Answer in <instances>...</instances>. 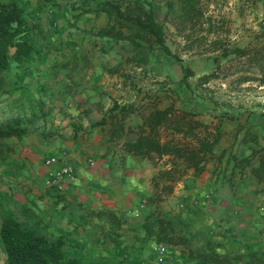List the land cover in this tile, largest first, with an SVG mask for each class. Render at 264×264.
<instances>
[{
	"label": "crops",
	"instance_id": "0c3cea01",
	"mask_svg": "<svg viewBox=\"0 0 264 264\" xmlns=\"http://www.w3.org/2000/svg\"><path fill=\"white\" fill-rule=\"evenodd\" d=\"M17 1L36 49L9 64L22 72L12 74L9 100L17 110L24 99L28 118L19 119L21 135L0 139L3 207L47 238L61 235L66 254L82 264H151L158 243L169 247L171 264H213L198 252L216 255L219 264H254L253 255L264 256V181L228 158L230 151L247 155L253 143L212 111L195 110L219 130L199 169L171 153L134 150L143 116L174 102L154 103L148 91L123 81L122 39L114 33L126 27L110 26L95 0ZM47 155L74 169L76 178L65 180L62 191L44 184ZM158 219L187 242L158 241Z\"/></svg>",
	"mask_w": 264,
	"mask_h": 264
},
{
	"label": "trees",
	"instance_id": "16d2710c",
	"mask_svg": "<svg viewBox=\"0 0 264 264\" xmlns=\"http://www.w3.org/2000/svg\"><path fill=\"white\" fill-rule=\"evenodd\" d=\"M188 1L183 12L193 30L203 25L201 19L204 12L196 8V0ZM93 6L106 12L108 21L111 22L110 26L116 24L131 29L128 40L133 46L138 47V51L145 52L147 48L159 47L165 53L179 59L166 42V32L162 22L157 18V10L152 0H124L123 6L112 0H95ZM23 11L24 8L17 0H0V91L6 89L4 72L8 69L10 60L22 59L36 49L32 37L33 26L28 25ZM98 33L108 34L109 30L101 29ZM114 34L117 37L122 35L120 30ZM137 37L146 41H137ZM216 50L220 53L213 56L214 67L209 72L200 74L197 78L199 82L205 83L210 77L218 74L227 76L233 72L248 70L246 74L236 77L235 82L254 79L258 85H264V33L255 35L242 45L216 46V42H212L204 49L205 52ZM192 74L189 67L182 65L181 82L190 86L187 78ZM196 114L195 110L175 107L174 103L163 108L155 106L143 116L139 137L130 146L146 154L171 153L187 165L199 169L201 163L212 153L219 137V130L217 127L214 130L209 129ZM216 116L219 119L222 117L221 114ZM18 120L19 118H16L11 124L0 125V139L21 135L25 131V127L21 126ZM249 148L250 152L247 155L240 156L230 151L228 158L233 161V167L238 168L241 173H249L258 181H264V143H253ZM158 221L160 222V231L156 235L158 241L162 240L169 244L187 242L184 236L166 232L168 222L163 219ZM146 228H149L148 224ZM0 244L6 264H82L79 258L66 254L61 235L47 238L36 230L23 226L16 214L3 207L1 200ZM197 255L203 260L219 264L216 255L203 252H198ZM253 256L251 260H254V264H264V256Z\"/></svg>",
	"mask_w": 264,
	"mask_h": 264
},
{
	"label": "rangeland",
	"instance_id": "374dc122",
	"mask_svg": "<svg viewBox=\"0 0 264 264\" xmlns=\"http://www.w3.org/2000/svg\"><path fill=\"white\" fill-rule=\"evenodd\" d=\"M112 1L119 6L124 3V0ZM71 2L75 3V0ZM152 2L157 10V18L164 26L166 42L179 59L159 47L138 51L137 46L128 42L131 30L125 28L120 36L123 50L117 52L125 57L123 69L126 76L123 81L133 89L148 91L154 97V103L164 105L171 98L179 108L188 105L196 111L210 110L214 114H221L220 119L229 122L240 137L246 136L253 143H264V85H258L254 79L235 82L236 77L246 74L248 70L227 76L218 74L205 83L197 80L200 74L214 67L213 56L220 53L218 50L205 52L207 44L242 45L255 35L264 33V0H196V8L201 9L204 15L201 19L203 25L193 30L183 12L188 0ZM137 38V41L144 40ZM143 56L144 63L148 65L141 69L133 68L130 60H142ZM65 64L70 71H74L72 64ZM182 65L193 72L187 78L190 86L181 82ZM19 71L16 73L14 67H8L4 72L8 90L0 96V125L11 124L16 118L23 122L28 118L22 104L24 99L17 110L9 100V88L10 92L13 91L16 84L13 75L20 76L21 69Z\"/></svg>",
	"mask_w": 264,
	"mask_h": 264
},
{
	"label": "built area",
	"instance_id": "2783aa9c",
	"mask_svg": "<svg viewBox=\"0 0 264 264\" xmlns=\"http://www.w3.org/2000/svg\"><path fill=\"white\" fill-rule=\"evenodd\" d=\"M48 166L44 184L55 188L57 191H62L66 188L65 180H74L76 178L72 165L65 162L56 155H47L43 159ZM141 205H143L141 203ZM164 243H158L155 248V255L151 264H165L171 258V251Z\"/></svg>",
	"mask_w": 264,
	"mask_h": 264
}]
</instances>
